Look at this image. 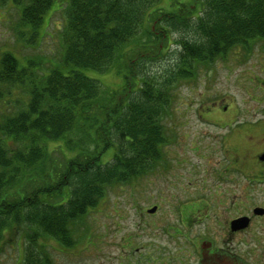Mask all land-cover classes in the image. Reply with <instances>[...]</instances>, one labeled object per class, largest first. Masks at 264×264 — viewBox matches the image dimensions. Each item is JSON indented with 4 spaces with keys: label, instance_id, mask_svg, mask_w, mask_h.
<instances>
[{
    "label": "trees",
    "instance_id": "16d2710c",
    "mask_svg": "<svg viewBox=\"0 0 264 264\" xmlns=\"http://www.w3.org/2000/svg\"><path fill=\"white\" fill-rule=\"evenodd\" d=\"M13 1L22 5L27 45L42 40L57 0ZM59 10L58 61L1 53L0 87L12 98L0 92V243L6 230L66 237L69 224L98 204L103 182L124 181L136 162L160 155L180 81L264 41V0H198L170 11L159 0H63ZM171 40L174 63L161 77L149 74ZM88 70L121 74L123 83L105 89ZM111 150L113 164L104 169Z\"/></svg>",
    "mask_w": 264,
    "mask_h": 264
},
{
    "label": "rangeland",
    "instance_id": "374dc122",
    "mask_svg": "<svg viewBox=\"0 0 264 264\" xmlns=\"http://www.w3.org/2000/svg\"><path fill=\"white\" fill-rule=\"evenodd\" d=\"M197 1L159 0V5L170 11L177 8L179 4L194 5ZM22 2L23 0H20L19 3ZM16 3L13 0H0V58L3 51L10 50L18 58L42 56L46 60V65H52L51 61L56 62L54 59L58 61L61 54L58 33L65 21L64 10H59L63 0H57L50 14L45 16V18L48 16L44 25L46 29L43 27L40 32V34L44 33V38L30 40L31 43L28 45L26 39L29 33H25L19 25L22 5L19 6ZM177 38L176 34L173 40ZM39 41L41 44L38 45ZM171 43L167 56L158 64L151 66L149 74L161 77L165 68L174 63V52L177 46L172 40ZM250 68H254V71ZM85 73L98 80L103 88L108 90H115L123 83V76L114 72L88 70ZM261 85H264V41L260 40L255 42L252 51L234 49L210 68L202 67L193 78L180 81L173 91L172 103L164 116L165 130L161 147H159V162H157L159 167L155 169L149 167L148 171L145 167L141 168L142 170L136 168L124 181L103 182V195L98 204L90 208L81 220L75 224H69L67 228V236L71 239L69 245H72V248L68 250L71 249L70 252L74 255L56 251V248L63 247L52 239L44 237L41 240V243L47 244V249L55 263H116L115 259H119V255L124 252L121 247L122 239L126 236L133 238L134 248L142 247L149 241L164 244L167 238L160 236L156 238L157 241L151 234L156 230L151 229L159 220L162 223L161 217L166 210L170 216L169 220L166 219V223H171L170 221L176 216L173 214V207L177 203H168L167 199L165 200V197L161 195L167 192L165 185L177 184L186 176L196 178L204 173L206 164L212 165L211 162L219 161L221 158L219 150L214 151L217 153L215 159L209 160V154L213 152V146L221 147L220 141L230 129L214 126L208 120L229 122L231 120L227 118L230 116H237L236 120H242L245 115L251 116L252 113L238 112V110L244 109L246 105L256 104L254 99L257 100L262 95ZM7 90V87H0L2 96H5L3 99L12 98L8 96ZM14 104L15 102L9 103V105ZM226 104H230L231 108L224 112ZM166 155L171 161L166 158ZM113 156L114 150L103 155L104 169L113 164ZM56 158L63 159L61 154H57ZM178 158L182 165L177 164ZM169 162H174L175 166L167 169L163 165ZM149 171L152 172L149 173ZM103 173L105 175L106 172L103 171ZM136 178L142 180L134 185L131 179ZM145 178H149L150 184ZM14 192V189L9 191L10 194ZM154 205H160L159 213L156 216H149L145 212ZM141 211L144 212L143 215L140 214ZM159 225L163 226L157 224ZM138 226L146 227L143 230H137ZM196 231L198 230H191L192 233ZM36 232L37 230H25L18 245L15 240L17 236L11 231H5L1 239L5 252L0 253V264L5 259L9 260L5 264H15V260L22 258L23 253L28 256L29 261L34 260L36 249L37 253L40 249L39 241L37 237L35 238Z\"/></svg>",
    "mask_w": 264,
    "mask_h": 264
},
{
    "label": "flooded vegetation",
    "instance_id": "af4514ba",
    "mask_svg": "<svg viewBox=\"0 0 264 264\" xmlns=\"http://www.w3.org/2000/svg\"><path fill=\"white\" fill-rule=\"evenodd\" d=\"M250 69L254 71V68ZM261 90V97L254 99L255 105H246L238 110L252 113L251 116H242V120L230 116L227 118L231 120L229 122L226 119V122L208 120L214 126L230 129L220 141L221 147L213 146V152L209 154V160L215 159L217 153L214 151L219 150V161L206 164L204 173L196 178L186 176L177 184L165 185L167 192L161 195L168 203H177L173 207L176 216L171 223H166V219H170L166 210L161 217L162 223L160 220L154 223L151 230L156 231L151 234L155 239L165 236L167 241L164 244L149 241L142 247L134 248L133 238L126 236L122 239L121 249L124 252L119 259H115L116 263L106 264H203L206 258L218 255L226 256L237 264H264V85H261ZM230 108L231 105L226 104L224 112ZM158 157H148V163L136 162V168L145 167L147 171L149 167L155 169L159 167ZM166 158L171 161L168 155ZM178 161L177 164H183L179 158ZM163 166L168 169L175 163L169 162ZM145 179L150 184L149 178ZM131 180L136 185L142 179ZM159 208L160 205H154L145 213L156 216ZM152 209L154 211L150 212ZM143 213L140 212L141 215ZM146 226H138L137 230H143ZM191 230L198 231L192 233ZM16 231L15 240L20 245L24 230ZM36 237L40 249L38 253L36 249L34 260H27L23 253L15 264H56L47 244L41 243L44 237L63 247L54 250L66 255L73 254L71 249L68 250L72 248L68 236L60 238L37 230ZM1 252L4 253L5 249L0 243ZM8 261L5 259L2 264Z\"/></svg>",
    "mask_w": 264,
    "mask_h": 264
},
{
    "label": "water",
    "instance_id": "95a60500",
    "mask_svg": "<svg viewBox=\"0 0 264 264\" xmlns=\"http://www.w3.org/2000/svg\"><path fill=\"white\" fill-rule=\"evenodd\" d=\"M154 209L150 210V212H153ZM203 264H237V262L232 261L230 258L222 255H218L215 258H206L203 261Z\"/></svg>",
    "mask_w": 264,
    "mask_h": 264
}]
</instances>
